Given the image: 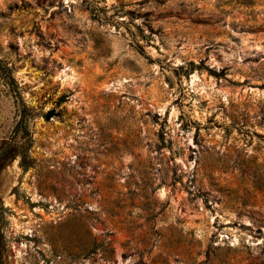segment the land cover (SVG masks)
<instances>
[{
	"label": "rangeland",
	"instance_id": "374dc122",
	"mask_svg": "<svg viewBox=\"0 0 264 264\" xmlns=\"http://www.w3.org/2000/svg\"><path fill=\"white\" fill-rule=\"evenodd\" d=\"M0 61V264H264V0H0Z\"/></svg>",
	"mask_w": 264,
	"mask_h": 264
},
{
	"label": "trees",
	"instance_id": "16d2710c",
	"mask_svg": "<svg viewBox=\"0 0 264 264\" xmlns=\"http://www.w3.org/2000/svg\"><path fill=\"white\" fill-rule=\"evenodd\" d=\"M20 110L21 117L16 124L14 133L0 145V171L16 159L19 160V164L24 171L35 164V159L30 153L34 138L29 128V119L35 115V112L24 102L21 103Z\"/></svg>",
	"mask_w": 264,
	"mask_h": 264
},
{
	"label": "water",
	"instance_id": "95a60500",
	"mask_svg": "<svg viewBox=\"0 0 264 264\" xmlns=\"http://www.w3.org/2000/svg\"><path fill=\"white\" fill-rule=\"evenodd\" d=\"M47 119H49V116H47Z\"/></svg>",
	"mask_w": 264,
	"mask_h": 264
}]
</instances>
